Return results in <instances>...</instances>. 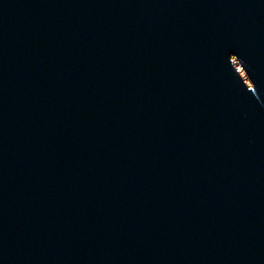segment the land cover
<instances>
[{"label": "water", "instance_id": "obj_1", "mask_svg": "<svg viewBox=\"0 0 264 264\" xmlns=\"http://www.w3.org/2000/svg\"><path fill=\"white\" fill-rule=\"evenodd\" d=\"M0 264H264V0H0Z\"/></svg>", "mask_w": 264, "mask_h": 264}]
</instances>
